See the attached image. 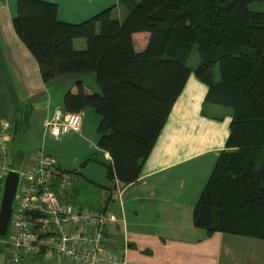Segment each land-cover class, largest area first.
Here are the masks:
<instances>
[{"label":"trees","instance_id":"obj_1","mask_svg":"<svg viewBox=\"0 0 264 264\" xmlns=\"http://www.w3.org/2000/svg\"><path fill=\"white\" fill-rule=\"evenodd\" d=\"M259 1L264 0H120L126 9L121 20L112 18V6L79 23L59 20L54 2L16 1L11 24L41 81L94 73L98 85L90 94L76 82V91L62 96V109H92L99 116L96 147L110 158L100 162L109 186L73 170L67 175L81 176L89 191L76 187L73 177L67 178L72 187L62 190V171L52 183L60 201L95 209L102 189L136 182L194 72L207 87L202 115L216 106L229 110L230 122L193 207L192 224L206 236L217 232L264 241V11L248 8ZM138 33H148L140 50L133 40ZM78 39L85 49H75ZM194 49L198 62L192 68ZM18 130L15 126L13 135Z\"/></svg>","mask_w":264,"mask_h":264},{"label":"crops","instance_id":"obj_2","mask_svg":"<svg viewBox=\"0 0 264 264\" xmlns=\"http://www.w3.org/2000/svg\"><path fill=\"white\" fill-rule=\"evenodd\" d=\"M16 1L0 0V135L9 143L15 126L26 129L33 115H39L42 125L54 111L36 61L13 30ZM49 1L57 4L59 20L73 19L76 0ZM206 92L207 87L191 73L137 181L127 186L115 182L111 191L102 189L97 196L98 207L93 210L107 211L115 218L105 236L109 248L125 264H238L232 256L234 237H245L217 232L206 236L192 224L193 207L224 148L230 122L224 108L208 107V115H202ZM103 156L110 163L108 154L103 152ZM251 240L255 246L262 242ZM251 258L247 264H264V250L255 247ZM54 259L36 256L24 259L23 264H52ZM56 260L55 264H72Z\"/></svg>","mask_w":264,"mask_h":264},{"label":"built area","instance_id":"obj_3","mask_svg":"<svg viewBox=\"0 0 264 264\" xmlns=\"http://www.w3.org/2000/svg\"><path fill=\"white\" fill-rule=\"evenodd\" d=\"M82 114L65 112L56 107L42 122L44 135L58 138L77 134ZM6 137L0 135V188L9 171L4 160L8 147ZM56 163L38 151L35 161L16 171L18 183L9 221L10 236L6 242V264H23L24 259L36 256L55 257L72 264H125L121 255L109 248L106 227L115 223L107 211L79 208L60 201L52 189Z\"/></svg>","mask_w":264,"mask_h":264},{"label":"rangeland","instance_id":"obj_4","mask_svg":"<svg viewBox=\"0 0 264 264\" xmlns=\"http://www.w3.org/2000/svg\"><path fill=\"white\" fill-rule=\"evenodd\" d=\"M76 1L74 2L76 12L72 13L73 19H70L69 17H62L65 21H69V23H79L106 8L112 7L113 4H116V6L112 10V18L121 20L126 14V9L120 4V0H112V3H107L108 5L104 4L99 6H97L99 2L104 0ZM91 7L94 9L90 10ZM248 8L251 11H264V1L252 2L248 5ZM133 40L135 48L140 50L144 48L148 41V33L135 34L133 36ZM74 47L77 50L85 49V41L82 39L75 40ZM197 62L198 55L196 49H194L191 57L189 58L188 65L194 68ZM192 73L194 74V72ZM78 81L82 82L84 91L87 93L91 94L99 91L94 73H69L59 76L46 84L49 105L52 111L56 107L62 108V96L67 91H70V89H75L76 82ZM226 110L229 112L228 109ZM81 119V123L83 122V124L80 128L81 131L79 134L68 133L53 139L47 134L44 135V129L41 125L39 115H33L29 120L28 127L25 129L23 126L21 130L12 136V141L7 147L4 160L7 170L9 168H13L16 171L25 169L28 165L34 163L37 152L42 151L45 155L53 158L56 163L53 179L56 178L62 171L63 173H66V175L63 174L64 176L60 183L62 190H69L72 187L68 181V177H73L76 187H79L80 190L86 189L89 191L88 182L83 180L81 176L75 174L67 175L68 172L73 170L81 173L82 176L88 180H91L92 182L94 181V183L100 185L108 184L105 178V167L100 164V162L106 161L104 159L103 152L96 147V127L99 122V116L94 112V110L86 109L85 112L82 113ZM89 159L93 160L87 162L85 167L82 168L81 165ZM2 188L0 190V200ZM9 229L10 227H8L5 237L0 238V264H6L7 261L8 253L5 244L10 236ZM234 238L236 240L232 245V256L238 264H247L252 259L251 256L252 252L255 251V247H261V249L264 250V241L258 242L260 244L255 246V242H252L253 240L251 239L239 237ZM231 241L232 240H230V243ZM56 259L57 258L53 260L52 264L57 262Z\"/></svg>","mask_w":264,"mask_h":264},{"label":"water","instance_id":"obj_5","mask_svg":"<svg viewBox=\"0 0 264 264\" xmlns=\"http://www.w3.org/2000/svg\"><path fill=\"white\" fill-rule=\"evenodd\" d=\"M17 183V173L13 170L8 171L3 181L0 200V238L5 237L8 230Z\"/></svg>","mask_w":264,"mask_h":264}]
</instances>
